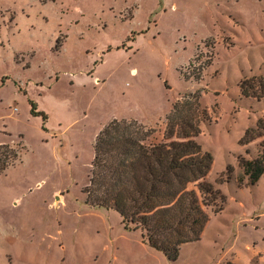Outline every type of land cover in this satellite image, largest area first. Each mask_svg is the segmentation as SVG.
<instances>
[{"label": "rangeland", "instance_id": "1", "mask_svg": "<svg viewBox=\"0 0 264 264\" xmlns=\"http://www.w3.org/2000/svg\"><path fill=\"white\" fill-rule=\"evenodd\" d=\"M263 76L264 0H0V264H264V175L239 166L264 150V127L245 137ZM114 119L141 124L142 152L198 132L213 156L225 202L187 184L208 220L177 261L88 202Z\"/></svg>", "mask_w": 264, "mask_h": 264}, {"label": "trees", "instance_id": "2", "mask_svg": "<svg viewBox=\"0 0 264 264\" xmlns=\"http://www.w3.org/2000/svg\"><path fill=\"white\" fill-rule=\"evenodd\" d=\"M247 87L254 89L245 80L241 94L255 96L248 94ZM30 105L31 113L37 115L36 103L30 101ZM177 109L178 105L174 112ZM140 125L114 119L98 134L88 202L117 210L125 230L141 231L144 242L168 260L177 261L181 246L199 240L208 220L197 193L188 191L187 184L199 181L200 192L212 202L220 197L224 203L225 197L203 181L212 168L213 156L194 139L198 132L182 136L186 141H170L142 152L139 145L149 134ZM263 127L260 119L256 127L249 128L248 142L261 137ZM239 166L248 178L247 185H255L264 175V150L254 159L241 158Z\"/></svg>", "mask_w": 264, "mask_h": 264}]
</instances>
